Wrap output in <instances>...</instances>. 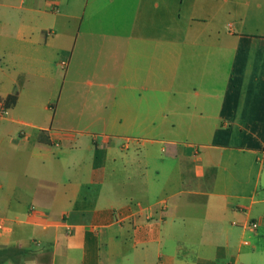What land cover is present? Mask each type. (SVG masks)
Returning a JSON list of instances; mask_svg holds the SVG:
<instances>
[{"label": "crops", "instance_id": "crops-1", "mask_svg": "<svg viewBox=\"0 0 264 264\" xmlns=\"http://www.w3.org/2000/svg\"><path fill=\"white\" fill-rule=\"evenodd\" d=\"M2 107L4 264H264V0H0Z\"/></svg>", "mask_w": 264, "mask_h": 264}, {"label": "trees", "instance_id": "trees-1", "mask_svg": "<svg viewBox=\"0 0 264 264\" xmlns=\"http://www.w3.org/2000/svg\"><path fill=\"white\" fill-rule=\"evenodd\" d=\"M16 97L14 95L8 96L5 100L6 106H11L15 103ZM29 251L28 250H20V249H2L0 250V264H4L9 260H13L16 257H20L26 255Z\"/></svg>", "mask_w": 264, "mask_h": 264}, {"label": "built area", "instance_id": "built-area-1", "mask_svg": "<svg viewBox=\"0 0 264 264\" xmlns=\"http://www.w3.org/2000/svg\"><path fill=\"white\" fill-rule=\"evenodd\" d=\"M7 114V109L5 107H2L1 108V111H0V117L2 116H5ZM257 227V223L252 221L248 224L247 228L251 231L255 230ZM2 228V225L0 224V230ZM244 244H246V242H244Z\"/></svg>", "mask_w": 264, "mask_h": 264}, {"label": "rangeland", "instance_id": "rangeland-1", "mask_svg": "<svg viewBox=\"0 0 264 264\" xmlns=\"http://www.w3.org/2000/svg\"><path fill=\"white\" fill-rule=\"evenodd\" d=\"M42 97H45V96H42Z\"/></svg>", "mask_w": 264, "mask_h": 264}]
</instances>
